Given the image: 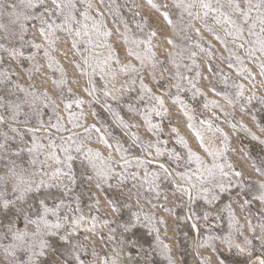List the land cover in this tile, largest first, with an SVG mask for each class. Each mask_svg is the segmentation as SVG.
Listing matches in <instances>:
<instances>
[{"label":"rangeland","instance_id":"rangeland-1","mask_svg":"<svg viewBox=\"0 0 264 264\" xmlns=\"http://www.w3.org/2000/svg\"><path fill=\"white\" fill-rule=\"evenodd\" d=\"M223 2V0H222ZM253 4L259 3V0H252ZM17 4L18 10L20 9L19 0H0V5L4 6V16L0 22L8 25L9 30L18 31V25H13L10 22L8 12L11 9L8 7L10 4ZM44 7L29 10L33 15H39L44 12L45 16L49 19H56L59 23V13L53 17L51 13L45 12V7L53 8L52 0H43ZM75 17L82 23L89 26L92 30L93 19H84L83 13L88 12V15L96 21H102L103 27L101 31L108 30L111 36L101 35L98 43L104 45H111L114 53H119L121 62L125 63L131 61L140 67L139 62L132 56H126L125 52L129 47L123 39L127 35L130 39H144L146 38L148 28L142 32L138 25L145 22L150 25L151 30L155 31L157 35L152 38L154 51L161 62L157 66L156 76L153 78L152 69L146 67L143 70L144 84L151 87L152 92L156 94L163 93L165 105L169 109L164 117H157L153 114V123H160L162 120L163 132L159 139L166 140L167 144H162V149L165 150V155L159 158V163H164L170 169L174 165L169 161L168 151L175 149L177 152L184 154V148L181 144L177 143V135L171 129L176 128L179 130V135L183 137L187 143L201 155L207 163H212V157L209 156L201 147L199 139L195 131L187 125L193 123L204 137L205 144L214 150L223 149L225 147V134L227 135L228 150L219 162L231 163L236 171L243 173L242 178H233L234 184L238 185L241 181L244 184L243 189L233 187L230 192L221 193L220 199L212 205L207 204L203 200H197L195 204L189 206L186 197L178 198L174 195V185L169 180L161 181V199L156 201L152 194L140 189L142 193V205L144 211L155 213L158 218H162L163 222L156 223L160 229L159 242L156 239V233L148 229L140 227L136 232L135 239L138 241L135 248H128L126 251L117 249V242L108 240L111 235L110 228H117L116 235L119 237L120 229L118 225L129 219L130 211H136L137 205L134 199L132 209H123L121 213H115L108 208L107 201L112 199L116 193L106 186L104 189L98 190L94 183L87 181L83 175L80 164V154L75 152V144H72L71 155L77 157L72 163V170L76 176V182L69 184L66 178H58L57 180L49 181L51 173L57 168L61 167L67 171L66 165H57L52 160L45 161L46 154L51 151H56L61 159H64V152L61 145L71 143L67 141V137L72 136V139L77 143L83 141L86 147L99 150L106 157L111 156L114 161L120 160V154L113 148H108L103 141L99 139V134L95 131L85 133L84 128L90 127L95 124L100 128L104 135L108 138L109 142L113 145L117 141L130 150L131 159L134 156L143 157V153L138 147L133 146L132 132H136L143 140L155 141L158 137L146 125L141 115H133L127 108L128 103H134L137 107L143 108V103L136 100V92H125L122 98L118 101L111 100L103 95L102 85L105 79H111L110 73H115L114 83H109V90L115 91L120 88L122 83L128 82V86L134 87L137 92L140 91V83L137 81L135 85H131L129 75H125L120 70V65L112 63L110 69H106L109 73L104 78L99 74L92 76V81L96 84L97 91L95 96L98 100H94L92 96L88 95L85 89L90 88L89 78L91 69L84 65L83 69L80 65L83 64L84 58L89 52L95 54L96 59L103 60L108 54V48L100 47L94 48L81 42L79 52L72 46V34L58 30L53 39L56 43L50 49L51 55L54 57L55 63L49 67L48 58L44 55L43 49L38 53L35 48H32L27 41L32 40L35 43H42L45 48H48V42L43 39L38 32L39 21L31 20L28 22V27L25 33L24 41H20L15 37L6 38V33L0 29V72H7L11 75L12 83L8 85L0 84V96L6 99L15 100L20 102L24 99H31L26 96V91L36 94V109L39 111L43 125L36 122L33 109L28 106H23V111L18 117L17 121H12L8 118V113L0 109L5 119L8 120L7 125H0V133L7 132L8 135L15 136L14 140H9V147L7 151L0 152V184L7 181L8 184L16 182V175L11 169L15 166V171L20 172L25 169V178H28V173H32L31 179L37 183L43 179L48 183H52V187H44L39 192L32 193L28 200L27 208L29 210L30 218H35V213L41 212L42 208L39 204L40 199H45L48 207H54L62 200L64 203L60 208V216L67 215L69 219H73L80 214L85 216V221L82 226L75 233L76 240L80 244L85 245V251L82 253V259L86 264H92L94 255L106 253L109 260L114 255V250L118 255L120 264H169V257L174 259L175 264H217L221 258L220 253L228 256L227 264H256L259 258H264V252L259 247L258 242L253 241V245L248 246L252 250V254H241L233 250L228 253L225 245L221 244L219 240L215 241V245L219 248V252H214L211 247H201L200 243L209 235L221 236L229 232L228 224L230 220V213L227 205L231 204L235 213V218L239 221L237 227L241 229L237 232L235 228L232 231V239L235 243L244 245V237H252L254 234L250 231L248 220L251 219L253 225L257 226L255 235L259 234V224L261 223L260 213L264 212V201H260L256 197L259 196V185L264 183V176L255 171L253 164L259 165L261 160H264V146L258 140L253 138V133L260 139L264 140V133L261 129L264 128V102L260 98L264 97V76L259 75V65L264 62V53L256 51L253 59L248 52L250 46L259 48L256 44L257 36L250 35L248 28L251 26L253 20L256 19L258 12L253 9L251 12L252 20L247 22L242 21L238 14L233 15L239 23L243 24L244 40L241 41L235 37L225 35L224 29L227 25L221 26L215 24L214 13H210L207 21L194 20L193 28H187L185 24L181 23V9L174 7V0H152V4L148 0H74ZM215 4V0H213ZM241 7H245V0H240ZM89 4L92 5L89 8ZM153 4H167L168 8H154ZM169 11L172 18L176 21L177 27L173 28L172 25L167 24L162 12ZM225 11H228L225 8ZM103 14L102 16L100 14ZM183 19L187 21L189 17L185 14ZM210 25L214 30L209 31L205 24ZM73 27H78L73 25ZM260 24L257 21L254 32L260 34ZM183 29V30H181ZM195 29H199L196 32ZM216 33L221 37L219 40L216 38ZM264 37V34H260ZM58 37V39H57ZM171 38L175 40V46L167 43ZM243 42L245 47L239 48L238 45ZM17 48L23 51L22 57H13L6 49ZM210 49L211 57L206 52H201L200 49ZM87 49V51H85ZM140 51L143 50L141 46ZM196 52V63L199 68L192 65V61L188 59L190 52ZM180 52L181 56L177 58V63L181 64L180 72L193 80L198 89L205 95L197 94L193 98V92L190 85L185 81L183 90L179 92L180 97L187 103L189 114L194 117V120L189 121L188 116L185 115L178 103H175L171 98L177 94V90L173 87L170 92L165 91L169 84H175L174 74L177 71L174 64L170 62V53ZM35 54V61L28 59ZM239 56L240 61L236 57ZM94 63L93 60L89 61ZM189 65L192 70L188 71L183 65ZM209 64L211 67H209ZM233 64L234 67H229ZM42 65V68L39 66ZM250 69V72L238 71L241 68ZM39 69V70H37ZM61 69L64 71V78L67 81L63 91L56 85L55 81L61 78ZM163 72V77L159 75ZM199 72V76L196 73ZM89 73V74H85ZM254 74V79L252 78ZM225 77H228L225 82ZM159 81V83H157ZM242 83L245 85L244 97L239 99L238 103L228 104L224 98L217 93L227 91L234 94L236 89L234 84ZM18 85L19 88L14 87ZM215 86V91L212 87ZM71 88V92L68 91ZM24 89L26 91H20ZM48 93V101H54L58 107L52 106L44 107L41 101L44 100L41 93ZM251 103L247 102V96L253 95ZM78 98H82L85 103L79 105L75 103ZM216 100L223 105L224 111L209 105L208 108L204 107L207 101ZM92 101V103H88ZM71 103L72 108L66 109L65 104ZM105 104L111 105V110L105 107ZM69 112L76 117L75 123L82 125V127H73L74 121L69 117ZM81 112L84 115H81ZM24 113H27V119L31 123L25 124L26 119ZM215 113V115H213ZM224 113H227L225 115ZM57 116L63 119L60 123L67 131H57L50 127L49 121L52 124L57 122ZM118 117H123L125 122L140 125L139 127L126 128L122 126ZM201 120H211L212 127L200 123ZM235 125V127H233ZM20 128L25 130L28 128H39L40 131L35 133V136L40 144L45 146L49 145V141H54L57 147L50 149L49 147L37 149L35 153H29L28 148L32 147L31 137L33 133L24 132L23 136L11 131L12 128ZM219 128L221 131H216ZM64 138V139H61ZM2 142V141H0ZM23 149V151H21ZM18 154V155H17ZM35 159L36 164L32 165L30 161ZM152 159V157H148ZM14 162V164H13ZM150 168L159 171L155 165H150ZM119 170V169H118ZM138 170L140 175L143 176L142 169ZM47 173L48 175H44ZM63 183H60V181ZM115 183V181H113ZM139 186V180L136 181ZM67 185L71 191H67L64 187ZM131 184L129 183V187ZM147 187V186H145ZM127 188H125V192ZM168 195L167 201L163 200V195ZM9 195H12L9 191ZM99 198L100 204L97 206L96 200ZM247 199L251 204L246 207H241L242 202ZM152 203L166 204L167 208L171 211L165 210L157 206L151 208L148 201ZM199 216L200 219L193 220L186 218L190 214L189 210ZM251 216H248V213ZM204 213H208V218H203ZM97 217V228L94 232H89L91 227V217ZM114 219L116 222L109 226H101L103 219ZM49 220L55 222V217L49 215ZM155 222V221H154ZM196 223L199 228V233L196 229L192 228V224ZM8 221L4 217H0V264H14V258L5 253L4 247L13 243L10 233H7ZM15 227L23 230L25 223L23 218L16 220ZM29 229H34V225H29ZM63 231V230H62ZM127 235V234H125ZM50 247L45 256L39 257V264H56V262L68 261L71 264L72 257L63 246V242L58 237L49 238ZM163 245H168L169 249H164ZM128 253L131 255L129 256ZM17 257L21 260H27L28 254L22 251L17 252Z\"/></svg>","mask_w":264,"mask_h":264},{"label":"snow or ice","instance_id":"snow-or-ice-1","mask_svg":"<svg viewBox=\"0 0 264 264\" xmlns=\"http://www.w3.org/2000/svg\"><path fill=\"white\" fill-rule=\"evenodd\" d=\"M152 4V0H148ZM20 9L18 10L17 4L13 3L8 5L11 11L8 12L10 17V22L13 25H18V31L9 30L8 25L0 22V29H3L8 37H15L20 41H24L25 33L28 27V22L31 20L39 21L38 32L41 34L43 39L48 42L49 47L45 48L42 43H35L32 40L27 41V43L37 50V53L43 49L44 55L48 58L49 67H52L54 57L51 55L50 49L56 43V40L53 39L54 34L58 30H63L69 34H72V46L76 48V51L79 52V45L81 42L88 44L94 48L106 47L108 48V54L103 59H96L93 52H89L88 55L84 58L83 64L80 65L83 69L84 65H87L91 69L89 84L90 88L85 89L88 92L89 96H92L94 100H98V97L95 96L97 91L96 84L92 81L91 77L99 74L101 78H104L109 73H106V69L111 68V64L115 63L120 65V70L125 74L131 77V85H135L137 81L140 83V91L134 87L128 86V82L122 83L120 88L115 89V91L109 90V83H114L115 73H110L111 79H105L102 85L103 95L110 98L111 100L118 101L122 98L125 92L132 93L136 92V100L143 103V108L137 107L134 103H128L126 106L130 113L133 115H141L147 127L155 133L158 137L155 141L152 140H143L139 134L132 132V143L133 146L138 147L139 150L144 154L141 156H134L131 159L128 157L131 155L128 148L123 147L119 141L115 145L109 142L108 138L104 135L100 128L96 127L95 124L90 127L84 128L85 133H91L95 131L99 134V139L108 148H113L118 151L120 154V160L114 161L111 156H105L99 150H94L93 148L86 147L83 141L76 142L72 139V136L67 137V141H71L66 145H61L62 150L65 154L64 159H61L56 151H49L45 156V161L41 162L46 163L48 160H52L57 165H66L67 171L61 167H57L49 177V181L57 180L58 178H66L69 184H74L76 182L75 173L72 170V163L77 158L71 155L72 144H75V152L80 154V164L83 177L95 184L98 190L104 189L105 186L108 189H112L116 195L107 201L108 208L115 213H121L123 209H132L131 200L134 199L135 204L137 205L136 211H130L129 219L118 225L120 229L119 237L116 235L117 228H110L111 235L108 236V240L117 242V249L120 251H126L128 248H135L138 241L134 238L136 232L140 227L150 230L151 232L156 233L157 242H159V232L160 229L156 226V223L163 222L162 218H158L155 213L150 211H144L142 205V193L140 189H144L146 192L152 194L153 198L156 201L161 199V181L169 180L174 185V195L178 198L186 197L189 206L196 203L197 200H203L207 204L212 205L220 199L221 193L230 192L233 187H238L239 189L244 188V184L241 181L238 185L234 184L233 178H242L243 173L241 171H236L231 163L224 162L221 163L219 160L223 158L228 150L227 145V135L225 134V147L223 149L214 150L208 145L205 144L204 137L201 132L196 129L195 124L189 123L187 126L192 128L195 131L197 138L199 139L200 145L203 150L212 157V163L209 164L206 160L199 155L193 148L187 143V141L179 135V130L176 128L171 129L172 132L177 135V143L181 144L184 148V154L177 152L175 149L167 150L169 161L174 165L172 169L169 168L167 164L159 163V158L165 155V150L162 149V144H167V141H161L159 139L161 133L163 132L162 120L160 123H153L152 116L153 114L157 117H164L169 109L165 105L164 94H156L152 92L151 87H148L144 84L143 70L146 67L152 69L153 78L156 76L157 66L161 63L157 57L156 52L154 51V45L152 38L157 35V33L151 30L150 25L146 22L144 24L138 25V28L143 32L145 28H148L146 38L144 39H130L127 35L123 37L124 41L129 44L128 49L125 52L126 56H132L139 62L140 67L137 68L135 64L131 61L122 63L119 53H114L112 51L111 45H104L98 43V39L101 35L111 36V32L108 30L101 31L103 27L102 21H96L94 18L88 15V12L83 13L84 19H93L92 30H89V26L86 23H82L77 20L75 17V3L74 0H52L53 8L45 7V12L51 13L53 17L57 16L59 13L60 22L57 23L56 19L49 20L44 12L39 15H33L29 10L36 9L38 7H44L43 0H19ZM154 8H168L167 4H153ZM174 7L181 9V23L185 24L187 28H193L194 20H204L207 21L209 14L214 13V22L215 24L224 26L227 25L224 29L225 35L229 37H235L241 41L244 40V27L242 23H239L236 19H233L234 14H238L242 18V21L247 22L252 20L251 12L253 9L257 10L258 15L255 20H253L251 26L248 28L250 35L257 36L256 44L259 45V48L250 46L248 49L249 55L256 59V51L264 53V37L260 34H264V0H259V3L253 4L252 0H245V7H241L240 0H174ZM92 5L89 4V8ZM225 8L228 11H225ZM4 6L0 5V19L4 16ZM187 15L189 19L185 21L183 19L184 15ZM103 15L102 13L100 14ZM164 17L167 24L172 25L173 28L177 27L176 21L172 18L169 11H164L161 13ZM257 21L260 24V34H257L253 31L256 28ZM77 25L78 27H73ZM205 27L209 28V31L215 30L205 24ZM183 30V29H181ZM196 32H199V29H195ZM216 38L219 40L221 37L216 33ZM58 39V37H57ZM167 43L175 46V40L169 38ZM141 46L143 50L140 51ZM239 48H244L245 45L241 42L238 45ZM0 48H3V45L0 44ZM13 57H22L23 51L17 48L6 49ZM87 51V49H85ZM201 52H206L209 57L212 53L210 49H200ZM196 52H190L188 59L192 61V65L196 68H199V65L196 63L195 57ZM181 56L180 52L170 53L171 60L170 62L175 65L177 71L174 74L175 84H169L165 91L170 92L171 88L177 90V94L171 97L175 103H178L179 106L184 109L185 115L188 116V120H194V117L189 114V109L187 103L180 97L179 92L183 90V84L186 81L192 89H195L193 92V98L197 94L205 95L197 88L196 83L189 77L184 76L180 72L181 64L177 63V58ZM28 59L35 61V54L30 56ZM237 61H240L243 65L242 59L237 56ZM93 60L94 63L89 61ZM43 66L40 65L39 68ZM185 69L191 71L192 68L185 64L183 65ZM209 67L211 65L209 64ZM229 67H234L233 64H229ZM39 70V69H37ZM249 71L250 69L241 68L238 71ZM163 77V72L159 73ZM199 76V72L196 73ZM259 75L264 76V62H261L259 65ZM65 74L63 69H61V78L56 80V85L63 91L65 85L67 84L66 79L64 78ZM254 79V74L253 77ZM228 77H225V82H227ZM12 83L11 75L7 72H0V84L8 85ZM159 83V81H157ZM14 87L19 88L18 85ZM233 87L236 89L234 94H230L227 91L217 93L222 96L224 100L232 105L239 102L240 98L244 97L245 85L242 83L234 84ZM212 91H215V86L212 87ZM20 91H26L20 89ZM68 91L71 92V88H68ZM44 100L41 101L44 107L52 106L53 108L58 107L54 101H48V93L45 91L41 93ZM26 96L31 99H24L20 102L15 100L6 99L4 96H0V109H3L4 112L8 113V118L12 121H17L18 117L23 111V106L28 105L33 109V114L35 115L36 122L43 125L44 121L42 120L39 111L36 109V94L30 91H26ZM253 95L247 96V102L251 103ZM264 102V97L260 98ZM75 103L83 105L85 101L82 98H78ZM92 103V101H88ZM209 105L219 109L221 112L224 111L223 105H221L216 100L207 101L204 104L205 108H208ZM105 107L111 110L110 104H105ZM66 109H71L72 104H65ZM227 115V113H224ZM26 119L24 120L25 124L31 123L32 121L27 119V113H24ZM83 116L84 113L81 112ZM215 115V113L213 114ZM69 117L74 121L73 127H82V125L75 123L76 117L69 112ZM62 117L57 116V122L52 124L49 121L50 127L56 129L57 131H67L66 128L60 123ZM122 126L126 128L139 127L140 125L131 124L125 122L123 117H118ZM202 125L207 127H212L211 120H201ZM8 120L5 119L3 113H0V125H7ZM235 127V125H233ZM12 132L20 134L23 136L24 132L33 133L32 147L28 148L29 153H35L37 149L49 147L50 149H55L57 145L54 141H49V145L45 146L40 144L35 136V133L39 132V128H28L21 130L20 128H12ZM216 131H221L219 128ZM261 132L264 133V128L261 129ZM253 138L258 140L259 143L264 146V140L256 136L255 133L252 134ZM15 136H9L7 132L0 133V152L8 150L9 140H14ZM64 139V138H61ZM23 151V149H21ZM18 155V154H17ZM152 157V159H148ZM36 160L32 159L30 163L32 165L36 164ZM14 164V162H13ZM150 165H155L159 171L150 168ZM254 170L259 172L261 176H264V160H261L257 166L255 163L252 165ZM119 169V170H118ZM130 169H142L144 175L141 176L138 170ZM16 175V182L14 184H8L7 181H4L3 184H0V217H4L8 221L7 233H10L13 239V243L9 244L7 247H4L6 254L14 258V264H39V257L45 256L47 250L52 247V244L49 242V238L58 237L60 241L63 242V246L66 251L71 255L72 261L71 264H85V260L82 259V253L85 251L86 246L79 243L76 240L75 233L78 232L83 222L85 221V216L80 214L79 216L69 219L67 215L60 216V208L63 205L61 200L59 204L54 207H48L45 199H40L39 204L42 208L41 212L35 213V218L32 219L29 216V210L27 208L28 200L30 195L35 192H39L44 187H52V183H48L45 180L41 179L38 183L31 179L32 173H28V178H25V169H21L20 172L15 171V166L11 169ZM44 175H48L45 173ZM139 180V186L136 181ZM115 181V183H113ZM60 183H63L61 180ZM129 183L131 186L129 187ZM147 186V187H145ZM67 191H71V188H68L67 185H64ZM125 188L127 191L125 192ZM9 191L12 195H9ZM259 196L256 197L260 201H264V183L259 185ZM169 199L168 195H163V200L167 201ZM97 206L100 204L99 198L96 200ZM151 208H156L157 206L165 208L167 211L171 209L167 208L166 204L152 203L148 201ZM251 204L250 200L245 199L241 207H246ZM228 211L230 213V220L228 224L229 232L221 236H212L209 235L206 239L202 240L200 243L201 247H211L214 252H219V248L216 247L215 241L219 240L221 244L225 245L228 253L235 250L241 254L251 255L252 250L248 247L253 245V241L258 242L260 249L264 252V212L260 213L261 223L259 224V234L255 235L257 226L253 225L251 219L248 220L250 231L254 234L252 237H244V245L242 246L239 243H235L232 239V229L235 228L237 232H240L241 229L237 227L239 221L235 218L234 210L231 207V204L227 205ZM190 214L186 215V218L193 220L195 214L189 210ZM49 215L54 216L55 222L48 219ZM248 216H251V213H248ZM23 218L25 227L23 230L15 227L16 220ZM203 218L206 220L208 218V213H204ZM196 220H199V216H195ZM155 221V222H154ZM116 221L114 219H103L100 223L101 226H109ZM29 225H34V229H29ZM97 228V217H91V227L88 229L89 232H94ZM192 228L196 229L199 233V228L196 223L192 224ZM63 230V231H62ZM127 234V235H125ZM0 247H3L0 245ZM164 249H169L168 245H163ZM22 251L28 254L27 260H21L17 257V252ZM117 250H114V255L111 260L105 255L103 261L100 260L99 255L93 252V255L96 257L92 261V264H120L118 255L116 254ZM130 256L131 254L128 253ZM221 258L217 261V264H227L228 256L224 253H220ZM56 264H68V261L56 262ZM169 264H175L174 259L169 257ZM204 264H207L205 261ZM256 264H264V258H259L256 261Z\"/></svg>","mask_w":264,"mask_h":264},{"label":"bare ground","instance_id":"bare-ground-1","mask_svg":"<svg viewBox=\"0 0 264 264\" xmlns=\"http://www.w3.org/2000/svg\"><path fill=\"white\" fill-rule=\"evenodd\" d=\"M99 255V258L101 261H103V258L105 257L106 253H103V254H98ZM96 259V257L94 256L93 260ZM86 264V263H85Z\"/></svg>","mask_w":264,"mask_h":264}]
</instances>
